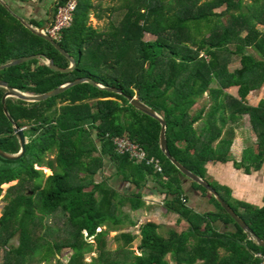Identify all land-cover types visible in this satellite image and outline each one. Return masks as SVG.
<instances>
[{
  "label": "trees",
  "instance_id": "trees-1",
  "mask_svg": "<svg viewBox=\"0 0 264 264\" xmlns=\"http://www.w3.org/2000/svg\"><path fill=\"white\" fill-rule=\"evenodd\" d=\"M65 1L56 0L54 12ZM95 1L105 0L78 1L70 26L56 41L76 60L74 70L56 72L33 59L0 71V80L34 95L85 77L124 94L81 83L41 102L7 98L8 111L28 143L19 161L0 158V197L4 186L18 182L8 189V204L0 217V264H29L35 259L51 264L66 251H71L66 264H264V246L253 244L210 192L166 159L159 145L161 124L126 99L135 97L166 120L172 155L207 183L206 166L231 161L234 125L247 116L256 141L234 165L245 172L258 171L264 165V99L252 106L246 97L264 84V31L257 28L264 26V0H124L125 14L106 33L91 25ZM31 55H44L57 68L69 67L50 42L0 3V66ZM5 92L0 87V149L17 154L20 143L3 111ZM205 94L209 108L194 110ZM114 137L138 144L147 159L160 163L162 172L117 154ZM47 154H54V159L46 162ZM107 159L115 175L136 190L132 197H120L106 181L95 184ZM36 167H47L52 175L44 181ZM147 177L166 194L164 209L178 214L188 228L172 229L165 236L158 224L146 222L139 229L140 255L126 249L135 239L129 233L116 236L123 242L121 248L107 249L109 231L123 222L121 206L129 202L137 210L144 205L140 196ZM29 183L34 184L31 193L26 190ZM185 183L217 209L195 212L187 204ZM209 184L264 240V203L257 208L232 202L224 195L225 187ZM57 211L63 213L68 229L61 240H50L45 221ZM128 225L135 223L128 220ZM95 249L99 255L87 263L86 255Z\"/></svg>",
  "mask_w": 264,
  "mask_h": 264
},
{
  "label": "crops",
  "instance_id": "crops-1",
  "mask_svg": "<svg viewBox=\"0 0 264 264\" xmlns=\"http://www.w3.org/2000/svg\"><path fill=\"white\" fill-rule=\"evenodd\" d=\"M5 1L15 14L23 18L33 27L44 29L48 26V24L50 23V20L53 17L54 12H52V9L54 7V3L56 0H43V1L5 0ZM40 24H44V25L41 26ZM261 89L263 90L264 87L262 86L259 90ZM259 90H255L252 92H258ZM262 99L264 98H259L258 101L254 104H251L249 102L248 104L252 106H256L259 103V101ZM245 119L247 120L248 117L244 116L243 121L240 124L234 125L236 134H235V139L230 149L231 161L226 164H219V163L218 164H214V163L208 164L206 166L207 180L209 183L211 182V183L219 184L220 186L225 187L227 190H224V195L228 197V199L231 200L232 202L240 201L250 206L258 208V207H262L264 203V165H262V167L258 171L250 170L249 172H245L244 169H236L234 165L235 162L241 163L242 158H243V153L245 149L249 147V146H246L244 134H242L243 130L245 129V125H244ZM247 124H248L247 127L250 129V125L248 121H247ZM253 138H255L254 134H253ZM252 141L253 143H255L256 138L253 139ZM146 179H147L146 186L144 189H141V196H140V200L143 202L144 205L140 209L132 210L130 208L129 202H126L125 204H123L120 208V214H121L120 216L123 218L122 225L112 227L113 231H118L125 225L129 227L137 226V221L131 219L130 214H128V212L142 213L144 217L145 216L147 217L144 223L146 222L156 223L155 221L150 220V217L154 215L155 211L157 210L162 211L164 209L166 194L161 193L158 190L160 187H158V184L154 182L153 179H151L150 177H147ZM104 181L107 182V185L111 189L116 190L120 197H125V198L132 197V195L136 193V190L131 185L123 182L120 178H118L115 175V168L108 159L105 160L104 162V168L101 174H99L95 178V184H99ZM184 186H185V198H187L188 206L193 209L194 208L192 207L193 204H196L197 202H199V206H202L201 209H193L195 212L206 213L208 211H213L216 209L213 207L214 204H212L209 201V198L203 196L201 191L193 188V186H191L190 183H185ZM190 195H195V199L191 200ZM203 199L207 201V203H209L210 208L205 207V205L202 203ZM165 212L166 213H164L163 216L171 215V217L173 218L177 217L178 223L181 224L182 226L185 223L187 224V228H188L189 226L188 223L185 221H180L178 214L169 213L166 210ZM128 218H130V220H132L135 223V225L133 226L128 225ZM140 226H139V229H140ZM139 229H138V235H139ZM218 229L221 230L222 225H220ZM178 232H182V231H178ZM126 233L131 234L130 232H126ZM131 235L135 236L134 234H131ZM65 254L67 256H56L55 258H57L59 261L62 259L63 261L62 260L61 261L66 264V262L69 259V256L71 255V251H66Z\"/></svg>",
  "mask_w": 264,
  "mask_h": 264
},
{
  "label": "rangeland",
  "instance_id": "rangeland-1",
  "mask_svg": "<svg viewBox=\"0 0 264 264\" xmlns=\"http://www.w3.org/2000/svg\"><path fill=\"white\" fill-rule=\"evenodd\" d=\"M249 1L250 0H247V2H249ZM124 4H125L124 0L95 1L94 5L97 8L91 16V25L101 32L106 33V32L111 31L112 27L114 25H117L118 22H120V20L122 19L123 15L125 14L126 8H124ZM110 9H111V11H110ZM218 11H220V10H218ZM52 12H54L53 9H52ZM97 15L101 16V19H98ZM40 25L43 26L44 24H40ZM257 28L259 30L264 31V26L258 25ZM248 51L251 52L256 58H258V55L255 52H252L250 50H248ZM263 87H264V84H263ZM230 92L235 93V90H231ZM259 98H264V89L263 90L261 89L258 92H252L251 91L247 95L246 100H247V102L254 104L258 101ZM210 104H211V102L209 100V97L207 94H205V96L197 102L194 110L198 111L203 107L208 109ZM247 121H248V119L247 120L245 119V124H244L245 129L243 130L242 134H244L246 146H251V144L252 145L254 144L252 140L255 138H253V132L251 131V129H249L247 127L248 126ZM54 156H55L54 154H47L45 161L47 162V161L53 160ZM36 170L41 171L44 174V181H46V179L52 175L51 170H49L47 167H36ZM17 184H18V182H14L10 185H6L3 187V194L0 197V217L3 215V212H4V210L8 204V201L5 198L8 189L17 185ZM211 184L215 185L214 183H211ZM33 187H34V184L29 183L27 185V188H26V190H28L27 192L31 193V190L33 189ZM190 199L194 200L195 195H190ZM202 203L205 205L206 208H210L209 203H207V201H205L204 199L202 200ZM192 207H194L193 209H201L202 206H199V202H197L196 204H193ZM213 207L217 209L218 206L214 205ZM211 208H212V206H211ZM164 213H166L164 209L162 211L157 210L154 212V215H152L150 217V220L155 221L158 224V230H159L160 234L166 236L167 233H169V231L172 229H175L177 231H183L187 228V224L184 223L182 226L181 224L178 223L177 217L173 218V217H171V215L163 216ZM128 214H130L131 219L137 221V226L129 227V226L125 225L124 227H122L118 231H113L111 229L109 231V234L107 237L106 247H107V249H110V250H116V249L121 248L123 242H122V240L117 239V237H116L117 234L122 233V232H124V233L130 232L131 234L135 235V239L133 240L132 243H130L127 246L126 249H128V251H131L132 254L140 255L142 252V249L140 248V245H139L140 244V236L138 235V229H139V226L142 223H144V221L147 219V217L146 216L144 217L142 215V213H139V212H135V213L128 212ZM170 217L174 220H172ZM130 218H128V220H130ZM45 222H46V226H48L50 228V233H49L50 236H48V239H50V240H52V239L61 240L63 238V236H65L64 230L68 229V223H67L66 218L63 216V213H61L60 211H57L53 215L47 216ZM103 229H107V227H103ZM13 242L17 243L18 239H13ZM94 246L96 247L95 243H94ZM131 252H130V255H131ZM98 255H99V251L97 249H95L93 252H90V254L86 255L85 260H86V262L91 263V261L95 257H97ZM64 256H67V255L65 254ZM56 260H57V258H54L51 261V264H54L56 262ZM29 264H50V263H48V262L39 263L35 259L33 262H31ZM61 264H65V263L62 262Z\"/></svg>",
  "mask_w": 264,
  "mask_h": 264
},
{
  "label": "water",
  "instance_id": "water-1",
  "mask_svg": "<svg viewBox=\"0 0 264 264\" xmlns=\"http://www.w3.org/2000/svg\"><path fill=\"white\" fill-rule=\"evenodd\" d=\"M0 3L15 18H17L27 29H29L32 33H34L35 35L40 36V37L44 38L45 40H47L48 42H50V44L61 55H63L68 60V63H69V67L68 68H57L56 66H54L53 60L47 58L46 56H44V55H31V56L22 57V58L13 60L9 64L1 65L0 66V71L3 70V69L9 68L11 66L23 65V64L27 63V61H30V60H33V59H38V60L43 61V63L46 66H48L51 70L56 71V72L67 73V72H70V71L75 69L76 60L74 58H72L71 56H69L65 51H63L60 48V46L56 42H54L49 36L45 35L42 32V29L33 27L31 24H29L23 18H21L20 16L15 14L11 10V8L8 6V4L6 3L5 0H0ZM81 83H89L92 86L97 87L99 89L106 90L108 92H113L115 94H119L121 96H124V94H123L121 89L103 86L100 83L95 82V81H93L92 79H90L88 77L79 78V79H76L74 81L66 82V83L58 86L57 88H55V89H53V90H51V91H49L47 93L40 94V95H34V94L22 92V91H20L18 89H15V88L11 87L7 82L0 80V87H3V88L6 89V92H5V94L3 95V98H2L3 111H4V114L6 115V117L8 118V120L12 123L14 133L16 134V136H17V138L19 140V143H20V151H19V153H17V154H9V153H6V152H4L3 150L0 149V158H2L3 160H6V161H10V162L19 161L25 155V153H26V145L28 143V140H27V138L25 136L24 129H21L17 125V123H15V121L13 120V118L11 117V115H10V113L8 111L7 104H6L7 98H16V99H20V100H23L25 102H30V103L41 102V101L49 99L50 97L56 96L57 94L65 91L66 89L70 88L71 86H74V85H77V84H81ZM126 99L129 102V104L132 107H134L136 110L142 112L143 114H146V115L150 116L151 118L155 119L156 121H158L161 124L159 145H160L161 151L166 156V159L170 160L173 163V165L177 167V169L180 171V173L183 176H185L187 179H189L193 183L203 186L208 192H210L216 198V200L221 204L222 208L243 229V232L246 234L247 238L250 241L253 242V244H255L256 246H259V247L264 246V240H261L260 238H258L255 235V233L245 224L243 219L240 218L234 212V210L230 207V205L226 203V201L219 195V193L209 183H207L203 179L199 178L198 176L192 174L190 171H188L186 168H184L174 158V156L172 155V153L170 151L169 143H167V137H166L167 122H166V120L160 114H157L154 110H152L150 107H148L144 103H142L139 100H137L135 97H126Z\"/></svg>",
  "mask_w": 264,
  "mask_h": 264
},
{
  "label": "built area",
  "instance_id": "built-area-1",
  "mask_svg": "<svg viewBox=\"0 0 264 264\" xmlns=\"http://www.w3.org/2000/svg\"><path fill=\"white\" fill-rule=\"evenodd\" d=\"M78 1L66 0L62 5L57 6L50 23L46 28L42 29V32L54 42L58 41L60 32L70 26ZM113 147L117 154L128 155V158L135 164L144 163L146 166H151L155 172H162L160 163L147 159L143 149L138 144L131 142L127 137H114ZM256 257L263 258L260 254H256Z\"/></svg>",
  "mask_w": 264,
  "mask_h": 264
}]
</instances>
